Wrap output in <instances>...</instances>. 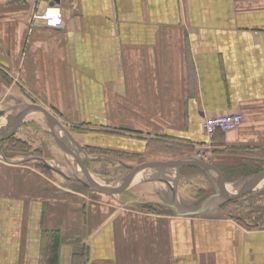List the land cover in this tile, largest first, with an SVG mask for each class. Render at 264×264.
<instances>
[{
	"label": "crops",
	"instance_id": "crops-1",
	"mask_svg": "<svg viewBox=\"0 0 264 264\" xmlns=\"http://www.w3.org/2000/svg\"><path fill=\"white\" fill-rule=\"evenodd\" d=\"M53 5L59 29L35 19ZM0 97L53 110L91 177L97 157L124 178L201 161L235 196L264 173V0H0ZM229 114L237 128L204 134ZM45 151L0 158V264H264V175L227 200L206 167H150L110 195Z\"/></svg>",
	"mask_w": 264,
	"mask_h": 264
},
{
	"label": "rangeland",
	"instance_id": "rangeland-1",
	"mask_svg": "<svg viewBox=\"0 0 264 264\" xmlns=\"http://www.w3.org/2000/svg\"><path fill=\"white\" fill-rule=\"evenodd\" d=\"M29 104H38V102H29L21 99H7L5 97H0V111H3L5 115L10 114L14 117H18L22 110ZM50 114L55 118L56 123L53 125L54 133L58 137V139L67 147H69L76 156H78L81 160L84 161L85 153L87 150L85 147L82 148L81 145H79V140L74 138L71 131H69L67 128H63L58 122V118L55 116V112L53 110H49ZM5 117L0 118V126H3L5 124ZM59 126V127H58ZM61 127L64 130H67L68 133L72 136V138L78 142V146L82 149V152H79L76 148V146L72 143V141L68 138V136L64 133V131L61 129ZM105 135H118L120 136V128H103ZM22 136L23 138L29 139V142H33L38 149H32L31 146L28 145L26 142H22L21 140L17 139V136ZM77 135V134H76ZM82 135V134H81ZM46 147L53 148V152L49 153L45 151V155L47 156V160L49 159H56L54 160L56 163L60 164H66L70 165L72 168L76 170V176H77V187L78 189H90L89 185L81 172L80 168L76 164L75 160L69 156L68 153H65L63 150L59 148V146L55 143L52 134L49 129V123L47 119L44 117L43 114H41L37 110H31L27 114V116L23 117L22 121L20 122L19 126L17 127L15 133L12 134V136L8 137L7 139L0 138V158L4 156L5 158L8 156L11 159L14 158H24L26 161L30 160L31 157L35 158H44L43 156V150H45ZM174 148H177V146H174ZM47 150V149H46ZM84 150V151H83ZM94 151V150H92ZM91 152V151H90ZM98 153V152H97ZM11 154V155H10ZM102 155V154H101ZM107 155V154H105ZM50 161V160H49ZM85 162V161H84ZM120 159L113 160L108 157H97L94 159V163L98 166V172L97 177H94V180L97 183L99 178L101 177L104 179L106 183H109L110 181L120 183V180L124 178V175L126 174V170L124 169L129 168L128 165L120 164ZM55 165V163H52ZM86 166V165H85ZM45 172L51 173V170H48V168L44 167ZM133 169V168H132ZM123 173V175H122ZM121 174V175H120ZM118 183V184H119ZM102 185H104L102 183ZM259 188L264 189V181L261 183ZM252 194V193H251ZM257 196V193H256ZM260 201H264V197L260 198ZM244 201H236L235 205H232L233 210H237L235 207H241L243 205Z\"/></svg>",
	"mask_w": 264,
	"mask_h": 264
},
{
	"label": "water",
	"instance_id": "water-1",
	"mask_svg": "<svg viewBox=\"0 0 264 264\" xmlns=\"http://www.w3.org/2000/svg\"><path fill=\"white\" fill-rule=\"evenodd\" d=\"M31 110H37L41 114L44 115V117L47 119V121L49 123V129H50V132L52 134V137H53L55 143L60 147V149H62L64 152L68 153L75 160L76 164L78 165L81 172L83 173V175H84V177H85V179L89 185L90 190H92L94 192H99L102 194H110V195L117 194L120 191H122L128 185V182L131 180L132 176L136 172H138L144 168L170 167V166H198V167H206V168L210 169L215 174L218 194L224 199L231 200V199L240 198L243 195H245L248 191L251 190L252 186L257 182V180L261 176L264 175V173L255 175L252 178V180L249 182V184H247L244 188H242L235 196H227L223 190L222 180L220 178L218 171L213 166H211L209 164H206V163L201 162V161L165 162V163L157 162V163H147V164H143V165H140V166L133 168L131 170V172L129 174H127V176L124 178L121 185L116 189L101 188L99 185L96 184V182L92 179L91 175L87 171L86 166H85V162L83 160H81L78 156H76L74 154V152L69 147L65 146L58 139V137L54 133V129H53V127H54L53 125L56 123L55 118L50 114V112H48L46 109H44L43 107H41L39 105H35V104L27 105L22 110V112L20 113V115L18 117H14L10 114L5 115V113L3 111H0V118L5 117V119H6L5 124L3 126H0V138L7 139L8 137L12 136V134L15 132V130L19 126L20 122L22 121L23 117ZM61 129L68 136V138L72 141V143L76 146L77 150L79 152H82V149L78 146V143L72 138V136L66 130H64L62 127H61Z\"/></svg>",
	"mask_w": 264,
	"mask_h": 264
},
{
	"label": "built area",
	"instance_id": "built-area-1",
	"mask_svg": "<svg viewBox=\"0 0 264 264\" xmlns=\"http://www.w3.org/2000/svg\"><path fill=\"white\" fill-rule=\"evenodd\" d=\"M22 2L25 0H11ZM41 20L46 26L59 29L62 27V16L58 6H50L46 8L40 16L35 17ZM242 122L239 114L221 115L203 120V132L207 136H212L216 131L229 132L237 128Z\"/></svg>",
	"mask_w": 264,
	"mask_h": 264
}]
</instances>
